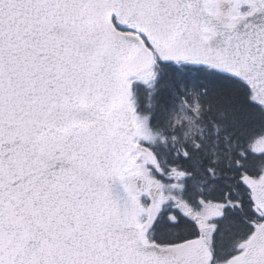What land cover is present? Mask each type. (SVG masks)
<instances>
[{"label":"snow or ice","instance_id":"obj_1","mask_svg":"<svg viewBox=\"0 0 264 264\" xmlns=\"http://www.w3.org/2000/svg\"><path fill=\"white\" fill-rule=\"evenodd\" d=\"M261 136L264 0H0V264H264Z\"/></svg>","mask_w":264,"mask_h":264},{"label":"trees","instance_id":"obj_2","mask_svg":"<svg viewBox=\"0 0 264 264\" xmlns=\"http://www.w3.org/2000/svg\"><path fill=\"white\" fill-rule=\"evenodd\" d=\"M247 150L252 152H264V136L257 137L256 139L252 140L251 142L246 141ZM260 161L257 160V164H259ZM210 243H211V237H210Z\"/></svg>","mask_w":264,"mask_h":264},{"label":"rangeland","instance_id":"obj_3","mask_svg":"<svg viewBox=\"0 0 264 264\" xmlns=\"http://www.w3.org/2000/svg\"><path fill=\"white\" fill-rule=\"evenodd\" d=\"M209 243H210V237H209Z\"/></svg>","mask_w":264,"mask_h":264}]
</instances>
